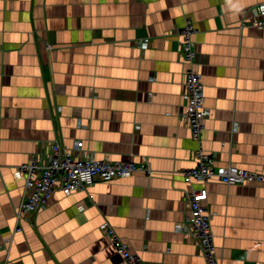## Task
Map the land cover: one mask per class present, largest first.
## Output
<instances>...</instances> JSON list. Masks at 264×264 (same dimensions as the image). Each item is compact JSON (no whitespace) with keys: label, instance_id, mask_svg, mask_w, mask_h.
Masks as SVG:
<instances>
[{"label":"crops","instance_id":"0c3cea01","mask_svg":"<svg viewBox=\"0 0 264 264\" xmlns=\"http://www.w3.org/2000/svg\"><path fill=\"white\" fill-rule=\"evenodd\" d=\"M255 6L264 0H0V264H120L104 221L148 264H205L176 230L184 190L201 185L183 170L201 147L217 165L264 172V28L240 27ZM187 18L210 110L200 142L182 115ZM55 139L97 159L148 158L151 172L56 189L14 233L16 166L47 159ZM206 186L221 264H264V184Z\"/></svg>","mask_w":264,"mask_h":264},{"label":"built area","instance_id":"2783aa9c","mask_svg":"<svg viewBox=\"0 0 264 264\" xmlns=\"http://www.w3.org/2000/svg\"><path fill=\"white\" fill-rule=\"evenodd\" d=\"M250 11L252 17L250 20L243 18L240 27L251 25L264 28V10L255 6ZM196 31L191 18H187L184 25L179 28L180 55L187 68L182 115L189 122L192 137L200 142L210 110L206 105L202 77L196 67L197 50L193 39ZM147 44V39L141 40L142 47H147ZM47 46L52 48L50 44ZM46 155L47 159L36 156L30 162L16 166L15 176L23 179L24 184L22 200L16 211L18 223L14 233L22 230L19 224L21 219L42 209L56 189L71 194L87 191L99 181L108 182L132 176L137 172H151L148 158H141L139 161L97 159L92 152L84 149V142L81 140L76 142L74 149H70L59 139H55L48 144ZM195 157L197 164L183 170V180L188 185H201L184 190L189 212L177 223L176 230L188 234L198 244L205 264H221L216 253L212 229L213 213L207 207L209 190L206 183L211 179H218L227 185L264 184V172L248 170L232 163L217 165L215 156L201 147L195 152ZM88 197L92 199L93 195L89 194ZM80 208L84 209L83 206ZM101 229L121 254L120 264H148L132 250L128 242L118 236L115 228L108 221L102 223Z\"/></svg>","mask_w":264,"mask_h":264}]
</instances>
